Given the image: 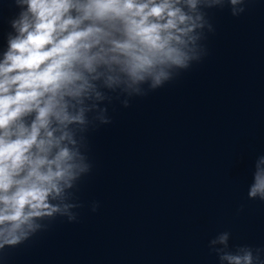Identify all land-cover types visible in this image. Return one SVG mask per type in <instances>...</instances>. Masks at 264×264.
I'll use <instances>...</instances> for the list:
<instances>
[{
    "label": "water",
    "instance_id": "water-1",
    "mask_svg": "<svg viewBox=\"0 0 264 264\" xmlns=\"http://www.w3.org/2000/svg\"><path fill=\"white\" fill-rule=\"evenodd\" d=\"M177 6L200 17L191 66L154 90L151 78L105 83L120 73L92 81L73 110L85 122L69 126L88 171L0 264H232L247 252L264 264V200L249 196L264 168V0ZM26 7L0 0V63Z\"/></svg>",
    "mask_w": 264,
    "mask_h": 264
},
{
    "label": "clouds",
    "instance_id": "clouds-1",
    "mask_svg": "<svg viewBox=\"0 0 264 264\" xmlns=\"http://www.w3.org/2000/svg\"><path fill=\"white\" fill-rule=\"evenodd\" d=\"M15 2L27 7L12 21L18 35L0 63V249L24 242L38 227L34 218L59 210L49 196L88 171L70 146L69 126L85 122V109L73 110L95 90L92 81L120 73L126 79L109 74L105 83L131 88L151 78L152 90L162 87L166 69L191 66L190 33L200 19L177 6L180 0ZM187 2L196 9V0ZM257 193L264 200V168L249 196ZM227 259L252 264L253 257Z\"/></svg>",
    "mask_w": 264,
    "mask_h": 264
}]
</instances>
